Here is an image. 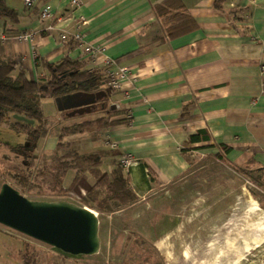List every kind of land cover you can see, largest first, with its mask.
I'll return each mask as SVG.
<instances>
[{"label": "crops", "instance_id": "crops-1", "mask_svg": "<svg viewBox=\"0 0 264 264\" xmlns=\"http://www.w3.org/2000/svg\"><path fill=\"white\" fill-rule=\"evenodd\" d=\"M2 1L13 14L0 15V57L15 58L13 74L21 68L38 80L47 76L46 64L65 56L88 60L101 72L128 70L109 97L119 122L98 137L73 135L72 146L105 151L104 173L130 154L135 163L123 173L136 194L179 178L195 153L264 171V0H237L234 7L228 0L218 6L216 0H178L192 23L175 35L155 12L166 0H33L29 8L24 0ZM45 5L52 11L47 19L40 16ZM76 34L103 51L92 56L61 39ZM41 107L51 121L63 117L53 97L42 98ZM199 131L206 137L191 142ZM57 132L58 126L38 142V154H52ZM72 177L68 171L65 187ZM94 183L85 174L76 186L86 193ZM23 243L0 229V264H23Z\"/></svg>", "mask_w": 264, "mask_h": 264}, {"label": "rangeland", "instance_id": "rangeland-1", "mask_svg": "<svg viewBox=\"0 0 264 264\" xmlns=\"http://www.w3.org/2000/svg\"><path fill=\"white\" fill-rule=\"evenodd\" d=\"M113 105L108 100L100 110L98 104L95 113L84 118L59 117L48 126L47 135H55L58 125L110 117L117 112ZM77 137L68 139L72 144ZM22 138L11 127L0 126V187L7 182L32 200L85 206L80 186L59 190L53 181L48 183L49 175L31 188L13 182L5 170L21 161L8 149L24 142ZM52 155L37 154L32 177ZM149 188L136 190L135 202L112 213L86 206L99 220L100 247L93 255L71 256L3 225L0 229L20 237L36 264H264V171L236 168L214 154L195 153L179 178Z\"/></svg>", "mask_w": 264, "mask_h": 264}, {"label": "trees", "instance_id": "trees-1", "mask_svg": "<svg viewBox=\"0 0 264 264\" xmlns=\"http://www.w3.org/2000/svg\"><path fill=\"white\" fill-rule=\"evenodd\" d=\"M221 1L216 0V5L218 6ZM155 12L164 18L165 23H171L168 27L169 35L187 31L191 27L192 21L183 11L178 0L164 1L155 7ZM1 14H13L2 0H0ZM65 40L74 41L78 45L74 37L68 36ZM16 66L14 57H0V126L11 127L24 136V142L14 146L10 145L8 149L13 153L14 160H19L21 163L8 168L5 173L14 183L23 188H31L40 177L44 179L46 175H49L48 183L53 181V186L66 192L72 190L80 179L88 174L95 180V183L86 191L85 196L81 197V201L83 205L101 213H112L135 202L136 193L130 186L119 162V165L109 173H104L101 166L106 156L105 151L95 150L81 153L72 146L68 139L69 136L83 132H89L98 137L103 129L119 122V119H114L116 113L110 117H99L64 126L58 125L56 144L49 164H44L43 168L38 169L34 177L30 173L38 154V142L47 135L48 126L53 123L43 115L41 99L45 96L53 98L60 96L64 99L67 95L77 91H104L105 96L99 101L103 104V107L99 109L103 110L112 92L108 89L104 79L105 70L101 72L99 69L90 67L88 60H72L65 56L57 64H46L48 73L46 77L32 80L26 77L21 68L13 74ZM60 112L67 117L65 111ZM14 114L24 116L33 122L19 120L14 117ZM205 137L203 131H199L192 135L190 140L197 142ZM0 147H3L1 141ZM68 171L73 172V177L70 185L65 187L64 179ZM28 248V245L23 243L20 252L23 264H36L35 255L32 251L29 252Z\"/></svg>", "mask_w": 264, "mask_h": 264}, {"label": "water", "instance_id": "water-1", "mask_svg": "<svg viewBox=\"0 0 264 264\" xmlns=\"http://www.w3.org/2000/svg\"><path fill=\"white\" fill-rule=\"evenodd\" d=\"M104 96V91H77L64 99L57 96L54 102L68 116L83 115L96 111L98 104L102 108L99 101ZM0 225L71 256L93 255L100 247L99 220L93 210L67 201L32 200L7 182L0 187Z\"/></svg>", "mask_w": 264, "mask_h": 264}, {"label": "built area", "instance_id": "built-area-1", "mask_svg": "<svg viewBox=\"0 0 264 264\" xmlns=\"http://www.w3.org/2000/svg\"><path fill=\"white\" fill-rule=\"evenodd\" d=\"M230 6L236 5L237 0H228ZM79 3V0H72L73 5H77ZM33 4V0H24V5L26 8L31 7ZM52 15V11L50 10L49 5H45L42 7L40 11L41 18H50ZM68 19V18H67ZM58 20H61L58 18ZM66 20V19H65ZM63 20V21H65ZM75 40L78 41V44L83 48V51L85 53H88L90 55H95L96 53L102 52L103 47L100 46H93L90 44H82V37L76 34L74 36ZM62 40L66 39L65 35L61 36ZM264 69V67L262 68ZM128 70L126 68H120L117 71H105L104 79L107 84V87L110 91H115L120 88V79L128 76ZM111 146H115V143H111ZM119 164L122 166L124 171H128L129 168L135 163V161L132 159L131 155L128 153H123L119 156L118 159Z\"/></svg>", "mask_w": 264, "mask_h": 264}, {"label": "bare ground", "instance_id": "bare-ground-1", "mask_svg": "<svg viewBox=\"0 0 264 264\" xmlns=\"http://www.w3.org/2000/svg\"><path fill=\"white\" fill-rule=\"evenodd\" d=\"M168 250V249H167Z\"/></svg>", "mask_w": 264, "mask_h": 264}]
</instances>
